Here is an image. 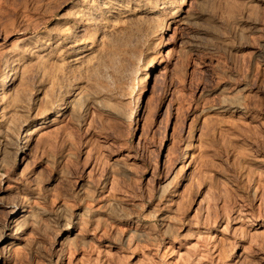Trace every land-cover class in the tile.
<instances>
[{"label": "rangeland", "instance_id": "1", "mask_svg": "<svg viewBox=\"0 0 264 264\" xmlns=\"http://www.w3.org/2000/svg\"><path fill=\"white\" fill-rule=\"evenodd\" d=\"M10 71L0 264H264V0H0Z\"/></svg>", "mask_w": 264, "mask_h": 264}, {"label": "bare ground", "instance_id": "2", "mask_svg": "<svg viewBox=\"0 0 264 264\" xmlns=\"http://www.w3.org/2000/svg\"><path fill=\"white\" fill-rule=\"evenodd\" d=\"M12 77V73L11 71L10 72H7L1 79H0V90H2L6 83L11 79ZM67 104V101L65 100V98H62L60 101H59V106L60 107H64L66 106ZM25 210V207H22L20 208V211H24Z\"/></svg>", "mask_w": 264, "mask_h": 264}]
</instances>
